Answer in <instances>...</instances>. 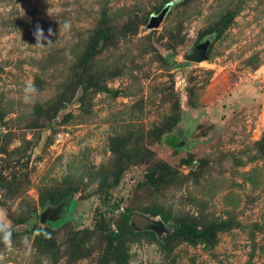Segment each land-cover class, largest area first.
I'll return each mask as SVG.
<instances>
[{"label":"rangeland","instance_id":"374dc122","mask_svg":"<svg viewBox=\"0 0 264 264\" xmlns=\"http://www.w3.org/2000/svg\"><path fill=\"white\" fill-rule=\"evenodd\" d=\"M0 264H264V0H0Z\"/></svg>","mask_w":264,"mask_h":264},{"label":"trees","instance_id":"16d2710c","mask_svg":"<svg viewBox=\"0 0 264 264\" xmlns=\"http://www.w3.org/2000/svg\"><path fill=\"white\" fill-rule=\"evenodd\" d=\"M184 228L188 231V234L191 237H200V236L204 237V236H207L208 232L210 231V228H205L204 230H197L189 224L186 225Z\"/></svg>","mask_w":264,"mask_h":264},{"label":"clouds","instance_id":"9594fccd","mask_svg":"<svg viewBox=\"0 0 264 264\" xmlns=\"http://www.w3.org/2000/svg\"><path fill=\"white\" fill-rule=\"evenodd\" d=\"M24 92H25V97H24L25 102H30L36 93L35 85L32 82H28L25 86Z\"/></svg>","mask_w":264,"mask_h":264},{"label":"water","instance_id":"95a60500","mask_svg":"<svg viewBox=\"0 0 264 264\" xmlns=\"http://www.w3.org/2000/svg\"><path fill=\"white\" fill-rule=\"evenodd\" d=\"M160 18H161V15H159L157 18L153 19L152 22H151V26L156 25L157 22L160 20Z\"/></svg>","mask_w":264,"mask_h":264}]
</instances>
